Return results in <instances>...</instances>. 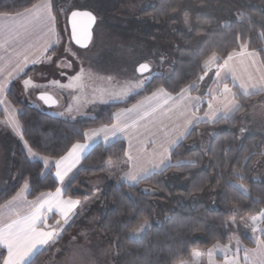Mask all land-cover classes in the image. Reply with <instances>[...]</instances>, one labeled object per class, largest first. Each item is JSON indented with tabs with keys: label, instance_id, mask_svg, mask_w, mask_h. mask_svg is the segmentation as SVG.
<instances>
[{
	"label": "trees",
	"instance_id": "16d2710c",
	"mask_svg": "<svg viewBox=\"0 0 264 264\" xmlns=\"http://www.w3.org/2000/svg\"><path fill=\"white\" fill-rule=\"evenodd\" d=\"M35 2L31 0V3ZM54 2L58 9V0ZM191 4L205 10L194 11V26L185 30L179 26L177 16ZM25 7H30L29 0H0V12H14ZM139 15L152 21L149 37L153 41H175L170 73L155 75L145 89L133 94L127 101L109 104L97 117L83 120L60 118L21 101L15 81L8 96L18 109L17 117L23 125L24 137L33 144L34 150L54 159L72 143L84 142L83 133L112 124L117 109L133 105L158 87L178 93L182 87L197 82L199 87L195 92L203 98L200 109H205L208 104L207 87L212 80L207 77L204 81H197V77L203 75V63L213 52L226 58L227 52L237 51L240 44L247 43L249 50L259 51L264 63V35H261L264 33V0H152L151 6L141 9ZM237 36L242 39L237 40ZM35 68L28 69L27 76ZM234 89L241 108L227 119H217L211 124H195L191 134L171 153L173 166L162 174L157 173L136 184L107 181L108 162L119 161L126 153V142L122 139L107 144L96 143L82 160L75 178L64 189V195L81 200L92 191L86 181L103 176L100 177L105 183L101 196L103 211L97 231L103 239L115 242V264H178L188 259L194 249L209 248L217 242L228 245L234 231L228 222L233 216L251 217L264 212V181L252 178L256 164L264 159V129L253 134L241 131L250 105L264 92L244 96L237 87ZM0 116H4L1 111ZM202 137L207 139L204 147L191 146L192 142H199ZM37 143L41 148H36ZM43 146H47V153L43 151ZM193 159L196 160L194 166H176L178 162ZM13 168L15 178L0 192V204L14 196L25 179L31 181L30 198L54 191L59 186L53 176L54 169L44 171L41 163L27 158L22 143L16 145ZM170 174H177L184 185L170 186ZM235 183H241L246 191ZM144 186L153 187L157 193L146 192ZM204 193H208L209 201L194 200L195 196ZM174 194L180 198L172 199ZM156 199L171 203L172 210L161 223L152 222L144 236L130 238L127 235L129 230L145 219L153 220ZM77 220L74 217L70 226H66L62 238L72 231ZM241 239L247 245L254 243L248 235H242ZM55 245L41 252L32 264H42ZM0 253L6 255L2 248ZM2 259L3 256H0V262Z\"/></svg>",
	"mask_w": 264,
	"mask_h": 264
},
{
	"label": "snow or ice",
	"instance_id": "6c2138e0",
	"mask_svg": "<svg viewBox=\"0 0 264 264\" xmlns=\"http://www.w3.org/2000/svg\"><path fill=\"white\" fill-rule=\"evenodd\" d=\"M29 2L30 7H25L23 10L0 12V50L7 55L8 63L11 66L6 74H4V69L0 68V104H8L5 94L17 80H21V86L26 92L40 90L38 99L49 105L55 104L57 101L44 90L47 87L58 86L61 89L83 87L82 80L86 75L83 67L71 76L63 71V69H70L73 66V61L68 59L69 56L76 60L80 59V54L72 51L71 48L60 49L57 47L62 41V33L57 30V16L63 9H57L54 0H36L35 3H31L29 0ZM172 10L175 11V9ZM96 19L91 11H71L70 39L74 40L81 48L87 49L93 40L91 28ZM185 20H187V13H185ZM236 39L240 40L242 37L237 36ZM240 49L239 53L235 50L227 52L226 58L213 52L203 63L201 69L203 75L197 77V81H204L205 77H208L216 85L215 89L208 87L211 100L217 101L220 105V107H214L213 103L209 102L208 107L211 112L205 113V115L212 119H227L241 108V104L236 99L237 93L233 92L234 87H238L244 96L251 94L249 89L264 92V63L257 59L260 53L255 49L249 51L247 43L240 44ZM237 56H242L247 60L246 77L237 75L234 64ZM36 65H54L61 69L59 74L62 77H67L68 83L64 84L60 80L39 83L30 76L22 79L27 76L26 69L29 66L34 68ZM249 69L254 71H249ZM210 73L211 75H209ZM41 76H43V72H41ZM87 76L90 80L95 78V74L92 72H88ZM229 78H231L232 87L224 82ZM107 79L111 81L113 78L107 77ZM153 79L151 62L139 63L134 69L132 77L112 89L100 91L101 102L104 101L105 96L109 99L127 98L137 93L138 90L145 89ZM237 82L239 83L237 84ZM198 87L199 84L193 82L182 87L175 97L164 87H158L151 96L133 105L132 108L113 114L116 122L110 126V129L108 125L104 126L105 130H110L112 136H116L117 133L128 135L134 129L138 131L140 122L152 119L158 110L161 115H167L169 111L173 114L179 112V115L185 118L184 123L179 126V130L174 128L171 133L164 134L163 141L159 145L160 150L154 151L152 154L150 166L134 164L123 174L121 180L136 184L157 173L162 174L167 168L173 166L170 162L171 153L184 138L191 134L194 124L200 123L202 120V118L196 117L194 112L190 116L186 115V111L181 106L194 100L197 103L193 104V107L197 111L199 110L201 97L187 95ZM169 101H172V104H169ZM5 110L11 113L7 124L23 142L27 158L38 161L45 170L54 167L56 181L60 185H65L66 182L70 185L71 180L75 178L74 170L84 158L90 146L89 143H80L79 141L72 143L63 154L54 159L47 154L41 155L40 152L34 150L33 144L25 139L23 125L15 118V113L11 112L9 108ZM71 110L69 107L68 111ZM241 131L243 132L244 129L241 128ZM96 135L98 132L83 133L88 141H91ZM108 139L106 131L105 142ZM151 142L156 143L154 140ZM36 148H41V145L37 143ZM43 151L47 153V146H43ZM130 160L132 157L129 155L125 163ZM195 163L196 160L193 159L178 162L176 166H180V164L194 166ZM237 175L239 174L237 173ZM30 183V179H25L16 195L6 205L0 206V248L6 249V256L0 253V256H3L0 264H32L35 257L51 248L62 238L66 226H70L73 217L77 215V209L81 206L79 199L62 195V187H57L54 193H41L34 200L29 201L25 198L24 193L30 190ZM50 214H54L58 219L49 223ZM247 219L251 221L252 232H259L261 236H264V228L260 227V222H264V212ZM232 222L235 223V220ZM147 227L148 221L145 219L139 226L132 229L130 238L144 232ZM235 245L234 260L235 255H238L241 250L239 238L235 239ZM218 248L231 251V242L228 245H220L219 242L214 244L208 252L209 257ZM243 251L245 264H248L250 259L254 261V264H264V239H257L256 249L245 248ZM193 255L198 256L199 253H193Z\"/></svg>",
	"mask_w": 264,
	"mask_h": 264
},
{
	"label": "rangeland",
	"instance_id": "374dc122",
	"mask_svg": "<svg viewBox=\"0 0 264 264\" xmlns=\"http://www.w3.org/2000/svg\"><path fill=\"white\" fill-rule=\"evenodd\" d=\"M151 4L152 0H58V9H63V11L58 16L62 41L57 47L60 49L71 48L72 51L80 54L79 60L69 56L68 59L73 61V66L70 69H63V71L71 76L83 67L86 72L82 80L83 87L79 89H61L58 86L47 87L44 90L57 100L56 105L48 107L38 99L40 90H33L31 93L26 92L20 81L17 86L20 100L48 114L67 120L93 119L109 104L125 102L133 95L124 99H109L105 96L103 102L100 99L101 90L112 89L132 77L134 69L139 63L151 62L153 76L160 73L169 74L176 43L175 41L170 43L155 42L149 37L152 21L150 18L140 16L139 11L151 6ZM72 10L91 11L97 17L93 40L87 49L77 48L70 39L67 19ZM197 10L205 9L191 4L190 8L179 12L177 16L179 26L185 30H190L194 26L193 12ZM185 13H187V20H185ZM60 71L61 69L54 65H36L35 71L30 75L39 83L60 80L67 84L68 78L60 76ZM41 72H43V76H41ZM88 72L94 73L95 78L90 80L87 76ZM107 77L113 79L109 81ZM140 91L138 90L137 93ZM69 107H71V111H68ZM263 115L264 105H251L244 116V122L254 121L256 117ZM7 121L6 116H0V192L9 181H13L15 178L13 168L15 149L16 145L21 143ZM244 128L248 129L245 125ZM250 131L253 129L248 130V132ZM205 141L207 139L202 137L199 142H192L191 146L204 147ZM115 163L117 160L108 162L107 172L110 179L119 183V174L123 169L120 163ZM100 177L86 181L92 187V191L86 194L84 205L78 210V220L74 221L76 226L52 248V252L42 264H115V242L111 239H103L97 231V224L103 211L101 196L105 188L104 180ZM252 178L264 181V159L256 164ZM168 184L172 187L184 185L177 174L168 176ZM235 184L239 187L242 185L241 183ZM241 188L246 191L244 186ZM143 190L152 194L157 193V190L150 186H144ZM179 198V195H172L174 200ZM194 200L209 201L210 198L208 193H204L195 196ZM155 203L157 209L153 220H147L148 227L146 230L131 238L139 239L144 236L152 222L161 223L173 208L171 203L159 199H156ZM247 218H249L248 215L233 216L229 220L228 224L234 228V231L231 232V243L235 244L236 238L240 239L242 235H248L257 246L260 233L252 232L251 221ZM233 220L235 223L232 222ZM260 227L264 228L262 222H260ZM131 231L129 230L127 233L129 237ZM187 261L186 259L182 263H189ZM193 261L194 258H191L190 263Z\"/></svg>",
	"mask_w": 264,
	"mask_h": 264
},
{
	"label": "crops",
	"instance_id": "0c3cea01",
	"mask_svg": "<svg viewBox=\"0 0 264 264\" xmlns=\"http://www.w3.org/2000/svg\"><path fill=\"white\" fill-rule=\"evenodd\" d=\"M57 30L60 32L58 19H57ZM240 51H241V49L237 50L236 52L239 53ZM249 51H251V50H249ZM257 52H259V51H257ZM0 57H3V59H0V68H3L4 69V74H6L11 66L8 63L7 55L2 50H0ZM257 59H258L259 62L263 63L261 54L257 57ZM234 64H235V70L237 72V75H239L241 77H246L247 76V72H245V67L247 65V60H245L244 57H242V56H237L235 58V60H234ZM32 67L33 66H29L26 69V71H28V69H30ZM34 67H36V66H34ZM249 71H254V70L253 69H249ZM257 75H259V73H257ZM28 76L31 77L32 75H28ZM28 76H24L22 79H26V78H28ZM20 81L21 80H17V86H18V82H20ZM224 82L228 83L229 86L232 87L231 78H229L228 80H226ZM238 83L239 82H237V84ZM208 87H211V88L215 89L216 85L212 83ZM208 87H207L208 104L211 101L213 103L214 107H220V105H219V103L217 101H212L211 100V96L208 94ZM221 87H222V85H221ZM237 89H238V87H237ZM155 90H156V88L153 91H155ZM152 92L149 93L148 95H146L145 97H143L142 99H140L139 101H137L136 103H134L133 105L137 104L140 101H143L146 97L151 96ZM233 92H235L234 88H233ZM249 92L251 94L252 93H259V92H256V91L252 90V89H249ZM171 94L173 95V97H175L177 93H171ZM5 95H6V99L8 101V104L7 105L0 104V111L4 114V117L6 116L7 120H9V117H10L11 113L5 110L6 108H9V109H11V112L15 113V118L18 120V117H17L18 109H17V107L9 99L8 92ZM187 95L190 96V97H198L199 96V97H201V100L199 101V110L198 111L196 110V108L193 107V104L197 103L194 100L188 102L186 105L182 104L181 106L186 111V115L190 116L194 112L196 117L202 118L200 123H209V124H211V123H214L217 120V119H212V118H210V116H206L205 115V113H210L211 112V110L208 107V104H207L205 109H203V110L200 109V105H201V103L203 101V98H202V96L200 94L195 92V90H192ZM221 99H222V97H221ZM169 104H172V101H169ZM259 104L264 105V95H262L258 99H256V101H254L251 105H259ZM133 105H131L129 107L128 106L127 107H121V108L117 109L114 113L121 112V111H123L125 109L132 108ZM247 112H246V114H247ZM169 117H171V118H169ZM184 119L185 118L183 116L179 115V112H176L175 114H173V112L169 111L167 113V115H161V113L158 110L157 113L154 114L152 119H145V120L140 122V124L138 125V131L136 129H134L133 132L128 134V135L117 133L116 136H112L110 130H105L104 126H101L99 128H96V129L88 130L87 132H98V135L94 136L91 141H88V140L85 139V141L81 142V143H89V145H90L89 148L87 149L86 153H85V156H86L89 153L91 147L93 145H95L96 143L103 142V143L107 144V143H110V142H112L114 140H117V139L124 140L126 142V146H127L126 147V153L123 156V159L121 161H117V163H115V164L120 163L121 166H122L123 170L119 174V177L121 178L123 176V174L125 172H127L134 164L135 165L150 166V161L152 159V154H153L154 151L158 152L160 150L159 149V145L163 141L164 134L166 132L171 133L172 129H174V128L179 130V126H181L184 123ZM115 122L116 121H115V118L113 116L112 124L115 123ZM112 124L108 125L109 129H110V126ZM196 124H198V123H196ZM263 124H264V115L263 116H258V117H256V119L254 121L245 122L244 125L246 127H248V129L243 128L244 129L243 133L253 134V133L257 132V131H260V130L264 129V127L261 128V126ZM249 129L250 130L253 129V131L248 132ZM106 131H107V135L109 136V139H108L107 142H105V140H104V135H105ZM153 140L156 141L155 144H153L151 142ZM21 143L23 144L22 141H21ZM129 155L132 157V160H130L127 163H125V161L128 160V156ZM85 156H84V158H85ZM82 160H81V163L77 166V169L74 170L75 174L78 171V169L81 167ZM52 168L54 169V172H53V176H54L55 168L54 167H52ZM44 171H48V170L44 169ZM105 177H106L107 181L115 182L113 179H110V176L108 175L107 169H106ZM54 178H55V176H54ZM120 178H119V182H124V183L130 184L128 182H125V181L121 180ZM58 185H59L58 187H62V189H63L62 195H64V189L66 188V186H68V183L66 182L65 185H60L58 183ZM50 192L54 193L55 190L54 191H50ZM16 193L14 194V196L16 195ZM43 193H47V192H43ZM28 194H29V191H26L24 193V196L29 201L34 200L38 196L37 195L36 197L30 198L28 196ZM11 198L8 199V200H5L4 202H2L0 204V206L6 205L7 202L9 200H11ZM80 201H81V206H83L84 205V203H83L84 202V198L81 199ZM80 207L77 209V215H75L74 217L78 216V210L80 209ZM50 217H51V219L49 220V223H52L55 219H58V217L55 216L54 214H50ZM263 225H264V223H263ZM262 238H263V236H261V234H259V239H262ZM240 241H241V245H240V249L241 250L239 251L238 255H235V260H234V254H235V249H236V245L235 244L231 243V246H232V250L231 251H224V250L218 248V249H215L213 251V253H212V256L209 257L208 252H209L210 249L213 248V245H214L213 244L209 248L194 249L192 251L190 257L187 259L188 260L187 262H189L187 264H233V261H234V264H245L243 249H245V248H247V249H256L257 246L254 243H253L252 246L249 245V244L247 245V243L245 241H243L241 238H240ZM219 244L220 245H224V244H221V243H219ZM4 250L6 251V249H4ZM193 253H199V255L198 256H194ZM191 258H194V261L192 263H190L191 262ZM182 262H184V261H182ZM182 262H180L178 264H183ZM248 264H254V261L250 259Z\"/></svg>",
	"mask_w": 264,
	"mask_h": 264
},
{
	"label": "water",
	"instance_id": "95a60500",
	"mask_svg": "<svg viewBox=\"0 0 264 264\" xmlns=\"http://www.w3.org/2000/svg\"><path fill=\"white\" fill-rule=\"evenodd\" d=\"M72 11H74V10H72ZM79 11H82V10H79ZM94 14V13H93ZM95 15V14H94ZM96 16V15H95ZM97 18V17H96ZM68 27H69V32H70V36H71V12H70V14H69V16H68ZM96 22H97V19H96ZM96 22L92 25V28H91V31H92V34H93V36H94V28H95V25H96ZM72 41V43L77 47V48H80V49H84V48H81L79 45H77L76 43H75V41L74 40H71ZM92 43V41L89 43V46H90V44ZM88 46V47H89ZM49 95H51V94H49ZM52 97H53V95H51ZM54 98V97H53ZM55 99V98H54ZM56 100V99H55ZM57 101V100H56ZM42 103L44 104V105H46V106H48V107H50V106H54V105H56L57 104V102L55 103V104H52V105H49V104H45L43 101H42Z\"/></svg>",
	"mask_w": 264,
	"mask_h": 264
}]
</instances>
